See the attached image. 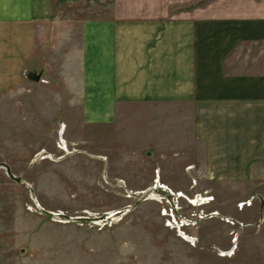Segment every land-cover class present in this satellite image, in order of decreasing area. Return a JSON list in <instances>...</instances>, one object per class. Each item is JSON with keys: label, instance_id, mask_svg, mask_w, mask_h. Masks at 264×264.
I'll return each instance as SVG.
<instances>
[{"label": "rangeland", "instance_id": "obj_1", "mask_svg": "<svg viewBox=\"0 0 264 264\" xmlns=\"http://www.w3.org/2000/svg\"><path fill=\"white\" fill-rule=\"evenodd\" d=\"M107 11L55 6L66 43L39 35L34 77L0 96V264H264V181L192 172L169 106L86 121L62 65Z\"/></svg>", "mask_w": 264, "mask_h": 264}, {"label": "crops", "instance_id": "obj_2", "mask_svg": "<svg viewBox=\"0 0 264 264\" xmlns=\"http://www.w3.org/2000/svg\"><path fill=\"white\" fill-rule=\"evenodd\" d=\"M81 1L108 10L79 24L62 65L88 123L169 106V136L186 141L176 152L192 172L264 181V0H0V96L34 75L39 35L66 43L55 6Z\"/></svg>", "mask_w": 264, "mask_h": 264}, {"label": "built area", "instance_id": "obj_3", "mask_svg": "<svg viewBox=\"0 0 264 264\" xmlns=\"http://www.w3.org/2000/svg\"><path fill=\"white\" fill-rule=\"evenodd\" d=\"M172 221L176 224V220L174 219V216L171 214ZM168 224L171 225V221H168Z\"/></svg>", "mask_w": 264, "mask_h": 264}, {"label": "bare ground", "instance_id": "obj_4", "mask_svg": "<svg viewBox=\"0 0 264 264\" xmlns=\"http://www.w3.org/2000/svg\"><path fill=\"white\" fill-rule=\"evenodd\" d=\"M62 137V136H61ZM10 177L12 178V179H15V180H17V178L16 177H14L13 175H11L10 174ZM198 201V200H197Z\"/></svg>", "mask_w": 264, "mask_h": 264}, {"label": "water", "instance_id": "obj_5", "mask_svg": "<svg viewBox=\"0 0 264 264\" xmlns=\"http://www.w3.org/2000/svg\"><path fill=\"white\" fill-rule=\"evenodd\" d=\"M1 166V165H0Z\"/></svg>", "mask_w": 264, "mask_h": 264}]
</instances>
